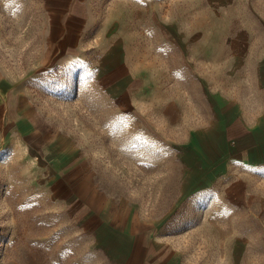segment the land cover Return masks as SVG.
<instances>
[{
	"label": "rangeland",
	"instance_id": "374dc122",
	"mask_svg": "<svg viewBox=\"0 0 264 264\" xmlns=\"http://www.w3.org/2000/svg\"><path fill=\"white\" fill-rule=\"evenodd\" d=\"M112 42L151 95L104 89ZM0 70L41 126L22 142L0 132V264H117L95 238L92 193L194 264H264V178L239 196L249 203L210 207L222 191L200 192L216 176L198 135L186 147L194 130L215 135L220 111L262 102L264 0H0Z\"/></svg>",
	"mask_w": 264,
	"mask_h": 264
},
{
	"label": "crops",
	"instance_id": "0c3cea01",
	"mask_svg": "<svg viewBox=\"0 0 264 264\" xmlns=\"http://www.w3.org/2000/svg\"><path fill=\"white\" fill-rule=\"evenodd\" d=\"M106 47L99 77L104 89L125 100L151 95L150 77L141 68L129 64L121 43L112 42ZM261 82L262 102L257 105L256 113L220 111L214 136H204L197 130L190 134L186 147H192V137L198 135V154H206L205 159L210 162L205 164L204 173L216 176L212 182L209 181L211 178L205 177L200 183V192H209L216 187L222 191L210 207L220 204L237 209L244 201L249 203V199L243 200L239 196H243L244 191L247 195L254 192L259 178H264V71ZM40 127L28 92L8 80L0 70V132L4 141L22 142L33 138L39 134ZM41 139L38 140L42 142ZM61 153L65 154L60 162L63 166L69 154ZM91 198L88 199V212L97 223L95 238L106 249L111 261L117 264H194L176 247L171 237L157 227L154 230L139 229L136 220L130 221L129 214L119 222L121 215L108 198L94 193Z\"/></svg>",
	"mask_w": 264,
	"mask_h": 264
}]
</instances>
